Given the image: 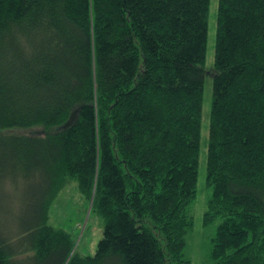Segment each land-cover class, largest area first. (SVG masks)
I'll return each instance as SVG.
<instances>
[{
	"label": "trees",
	"instance_id": "1",
	"mask_svg": "<svg viewBox=\"0 0 264 264\" xmlns=\"http://www.w3.org/2000/svg\"><path fill=\"white\" fill-rule=\"evenodd\" d=\"M209 5L0 0V264H191ZM211 68L202 264H264V0H217ZM71 182L92 253L49 223Z\"/></svg>",
	"mask_w": 264,
	"mask_h": 264
},
{
	"label": "rangeland",
	"instance_id": "2",
	"mask_svg": "<svg viewBox=\"0 0 264 264\" xmlns=\"http://www.w3.org/2000/svg\"><path fill=\"white\" fill-rule=\"evenodd\" d=\"M217 0H210L206 54L203 66L207 73L203 79V98L201 111V139L198 163L197 192L191 203L190 210L194 218L192 230L188 233L185 256L191 264H202L206 259L210 246V238L214 233L215 224H203V213L206 208L208 188L205 183L206 143L208 136V115L212 97V66L215 38V16ZM74 184V183H73ZM72 182L62 189L49 208V223L66 230L78 232L75 244L79 243V252L92 253L101 235L102 220L89 216L91 202L87 204L73 186ZM75 185V184H74ZM207 188V189H206Z\"/></svg>",
	"mask_w": 264,
	"mask_h": 264
}]
</instances>
